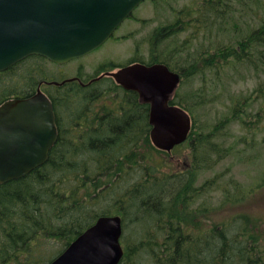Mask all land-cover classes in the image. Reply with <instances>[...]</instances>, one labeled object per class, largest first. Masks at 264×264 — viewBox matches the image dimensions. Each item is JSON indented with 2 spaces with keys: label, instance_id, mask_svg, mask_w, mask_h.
Wrapping results in <instances>:
<instances>
[{
  "label": "trees",
  "instance_id": "trees-1",
  "mask_svg": "<svg viewBox=\"0 0 264 264\" xmlns=\"http://www.w3.org/2000/svg\"><path fill=\"white\" fill-rule=\"evenodd\" d=\"M235 2L245 8L241 25L248 28L247 33L244 32L243 37L236 33V39L232 42L231 37L227 36L229 41L224 48L214 45V53L200 58L204 70L209 69L218 76L221 65H229L231 55L236 56V50L231 45L238 48V53L245 55L243 59L249 65L264 64V0H203L200 12L192 15V9L182 10L174 25L156 30L154 40L170 38L174 30L180 27L182 32H191L186 37L191 45L203 40L211 45L224 43L217 38L230 35V21L238 20ZM251 13L258 16V27L248 26L247 15ZM192 58H196L195 53H189L179 65L171 56L168 58L157 54L148 63H163L172 71L183 72V82L189 71L196 73L194 68H197L200 60ZM139 61L144 62L141 59L133 62ZM184 62H190L187 65L190 66L189 71L186 70L187 66L182 65ZM49 65L58 68L47 58L35 55L0 72V104L11 98L30 97L40 84L57 81H49ZM79 78L84 81L81 75ZM52 89H55V93L48 90L46 93L54 105L60 135L47 163L22 179L0 185V264L50 263L100 216L110 215L108 211H98L97 207L103 196L114 197V194L118 195L117 201L121 204L130 202L132 208L143 212L144 220L153 219L154 214L167 220V232L162 240L145 236L142 241L132 244L123 237L125 255L120 264H264V248L250 247L236 238L231 239L222 225L221 229L218 225L205 231L189 228L177 207L178 195L181 197L185 191L176 189L163 194L160 192L162 189H156L158 185L152 186V183L158 184V177L153 178L155 174L150 173L147 160L137 152L140 145L128 141L133 133L140 132L141 128L144 131L148 126L149 107L139 104L135 93H127L115 84L109 89L102 86L86 89L77 82ZM111 95L113 98L106 100ZM258 96L264 102L263 93ZM251 99L247 98V103ZM173 104L186 109L193 120L188 138L190 142L181 146L192 148V168L189 172L193 174L213 169L217 161L231 151L224 147L225 144L215 141L221 138L216 137L221 135L220 127L205 132L202 127L198 132L194 112L184 104L180 95H176ZM261 110L264 111V108ZM237 111L234 108L235 116ZM240 112L243 114L244 111ZM118 137L120 140L114 143L113 139ZM149 148L153 153L162 152L153 145ZM137 165L143 171H149V174L136 179L135 185L120 195V191L116 190L119 179L123 181L130 176L131 170L134 172V168H138ZM184 184L182 182L180 185ZM210 211L209 208L208 219L214 212L209 217ZM53 239L61 242L60 249L49 256L43 255L42 250ZM140 254H144V258Z\"/></svg>",
  "mask_w": 264,
  "mask_h": 264
},
{
  "label": "rangeland",
  "instance_id": "rangeland-1",
  "mask_svg": "<svg viewBox=\"0 0 264 264\" xmlns=\"http://www.w3.org/2000/svg\"><path fill=\"white\" fill-rule=\"evenodd\" d=\"M202 1H144L116 30L113 38L111 37L99 49L58 68L49 65L47 68L51 79L49 81L59 82L74 78L79 83L82 82L79 78L81 75V78L88 82L93 77L100 76L106 71H115L121 66L133 63L134 60L149 62L157 54L168 58L171 56L180 65V61L189 53L196 55V58L191 60H200L204 55L208 56L215 52L214 45L224 48L228 45L226 44L229 41L228 37H231L232 42L236 39V33L239 32L237 34L239 37H243L244 32L247 33L248 28L241 25L245 8L235 2L238 20L230 21V35L217 38L219 42L224 43L216 42L211 45L209 41L203 40L191 45V42L186 41V37L190 36L191 32H182L180 27L174 30L170 38L154 40L156 30L170 24L174 25L182 10L192 9L190 10L192 15L200 12ZM257 17L256 13L247 15L248 26L258 27L260 21ZM231 47L236 50V56L231 55L229 65H221L218 76L209 72V69L204 70L202 60L197 68H194L196 73L188 70L190 66L187 65L190 62H184L182 65L187 66L186 70L189 72L177 92L184 104L194 112L198 132H201L202 127L205 132L213 131L219 126L221 135L216 137L221 138H216L215 141L225 144L224 147L230 148L231 151L227 152L228 154L221 161L218 160L213 169L193 174L181 172L187 161L185 157L191 154L189 148L175 151L171 158L170 155H164L165 153L162 152L153 153L149 148L152 146L150 141L140 145L137 152L142 156H148L150 152L149 158L152 160L149 165L150 173L155 174L153 178L158 177V184L152 183L153 187L158 185L157 189H162L160 192L163 194L176 189L185 191L181 197L178 195L177 207L182 211L181 214L183 213L189 228L194 231H205L211 226L218 225L221 229L222 225L231 239L236 238L250 247L264 248V111L261 110L264 108V102L258 96L261 93L264 95V64L249 65L243 59L245 55L238 53L239 50L234 45ZM182 75L184 76L183 72ZM113 85L114 83H105L103 87L109 89ZM54 87L56 85L46 84L42 89L45 92L48 90L55 93V89H52ZM249 97L252 99L247 103ZM111 98L113 95L106 100ZM234 108L238 110L237 116L233 114ZM241 110L244 111L243 114ZM134 170V172L131 170L130 176L124 177L123 181L119 179L116 190L121 192L118 191L120 195L132 188L136 179L144 178L149 174V171L145 172L140 167ZM182 182L186 184L180 185ZM117 198L116 194L114 197L103 196L97 210L124 217L125 240L134 244L145 239V236L157 241L164 239L167 220L160 219L161 216L158 214H154V219L144 220L143 212L132 208L130 202L121 204ZM209 208L211 209L209 217L214 211L211 219L207 216ZM235 245L239 246V243L235 242ZM60 247L61 242L53 239L42 253L49 256L56 253ZM143 255L141 256L144 258Z\"/></svg>",
  "mask_w": 264,
  "mask_h": 264
},
{
  "label": "water",
  "instance_id": "water-1",
  "mask_svg": "<svg viewBox=\"0 0 264 264\" xmlns=\"http://www.w3.org/2000/svg\"><path fill=\"white\" fill-rule=\"evenodd\" d=\"M145 0H0V72L39 55L64 65L109 40ZM108 75L149 105L154 146L171 152L192 129V117L172 104L181 74L163 63H133ZM64 82H52L61 86ZM59 131L54 105L38 88L27 98L0 104V185L22 179L45 165ZM123 218L103 215L49 264H120Z\"/></svg>",
  "mask_w": 264,
  "mask_h": 264
},
{
  "label": "flooded vegetation",
  "instance_id": "flooded-vegetation-1",
  "mask_svg": "<svg viewBox=\"0 0 264 264\" xmlns=\"http://www.w3.org/2000/svg\"><path fill=\"white\" fill-rule=\"evenodd\" d=\"M130 64V63H129ZM149 64H152V63H149ZM128 65V64H127ZM126 66V65H124ZM122 67V66H121ZM120 68V67H119ZM113 71V70H112ZM108 71L104 72V74L102 73L100 76H97V77H93L91 78L88 82H85V81H82V82H79L78 84L82 85L83 87H86V89H92L94 87H103V85L105 83L107 84H112L114 83L115 85L118 86V84L115 82L114 78L111 77L110 75H108ZM105 79L108 81H105ZM76 82V81H75ZM127 93H135L137 95V101L139 104L141 105H144L143 103L140 102V99H139V95L136 93V92H132V91H126ZM106 115V114H104ZM148 115H149V112H148ZM57 116V115H56ZM58 124V123H57ZM147 127L144 128V131L143 129L141 128L140 132H137V133H134L131 137L130 140H128L131 144L133 145H144L146 144L147 142H150L151 141V125L149 124V120L147 122ZM58 130H59V126H58ZM59 135H60V130H59ZM137 136V137H136ZM140 136V138H139ZM120 138H115L113 139V142L116 143L117 141H119ZM137 142V143H136ZM187 142H190L189 140H187ZM186 144V143H185ZM182 145L180 146H177L174 148V150L171 152V153H165L164 155H170L171 158H173V153L179 149H182L181 148ZM189 149L192 150V148L188 147ZM142 155V154H140ZM146 160H147V167L149 165H151V158L150 157V153L148 154V156L144 155L143 156ZM187 160V161H186ZM185 166L182 168L181 172L182 173H189V170H191L192 168V160L190 159V154L188 155V157L186 156L185 157ZM151 167V166H149Z\"/></svg>",
  "mask_w": 264,
  "mask_h": 264
},
{
  "label": "bare ground",
  "instance_id": "bare-ground-1",
  "mask_svg": "<svg viewBox=\"0 0 264 264\" xmlns=\"http://www.w3.org/2000/svg\"><path fill=\"white\" fill-rule=\"evenodd\" d=\"M102 124V123H101ZM104 124V123H103ZM110 125V124H109ZM83 127V126H82ZM102 129V128H101ZM130 131V130H129ZM68 133V132H67ZM98 133V132H97ZM109 133V132H108ZM127 133V132H126ZM125 133V134H126ZM134 134V133H133ZM101 135V134H100ZM116 136V135H115ZM103 137V136H102ZM108 137V136H107ZM137 137V136H136ZM120 138V137H119ZM139 138H140V136H139ZM125 140V139H124ZM84 142V141H83ZM137 143V142H136ZM120 144H121V142H120ZM123 144V143H122ZM74 145V144H73ZM77 145V144H76ZM110 145V144H109ZM123 146V145H122ZM110 147V146H109ZM114 149V148H113ZM81 150V149H80ZM126 151V150H125ZM113 152V151H112ZM103 153V152H102ZM111 153V152H110ZM114 154V153H113ZM101 155V154H100ZM107 155V154H106ZM113 156V155H112ZM120 162V161H119ZM73 163V162H72ZM97 164V163H96ZM99 166V165H98ZM119 166V165H118ZM122 167V166H121ZM113 168V167H112ZM116 171V170H115ZM127 173V172H126ZM158 173V172H157ZM127 177V176H126ZM148 188V187H147ZM157 189V188H156ZM141 190V189H140ZM147 190V189H146ZM145 190V191H146ZM113 191V190H112ZM146 196V195H145ZM154 203V202H153ZM166 204V203H165ZM133 205V204H132ZM111 211V210H110ZM116 211V210H115ZM129 211V210H128ZM135 211V210H134ZM136 212V211H135ZM135 212H134V214H135ZM146 212V211H145ZM111 214V213H110ZM165 215H166V213H165ZM124 218V217H123ZM166 218V217H165ZM142 219V218H141ZM154 219V218H153ZM149 220V219H148ZM184 220V219H183ZM131 221V220H130ZM158 222V221H157ZM168 223V222H167ZM178 224V223H177ZM144 225V224H143ZM177 226V225H176ZM184 226V225H183ZM134 227H135V225H134ZM134 229V228H133ZM165 230V229H164ZM131 232V231H130ZM150 232V231H149ZM151 234V233H150ZM178 235V234H177ZM127 239V238H126ZM148 243V242H147ZM154 243V242H153ZM143 245V244H142ZM149 245V244H148ZM170 245V244H169ZM129 246V245H128ZM145 247V246H144ZM162 247V246H161ZM165 248V247H164ZM236 249V248H235ZM131 250V249H130ZM167 250V249H166ZM127 252V251H126ZM259 253V252H258ZM141 255V254H140ZM156 256V255H155ZM239 257V256H238ZM137 258V257H136ZM247 258V257H246ZM239 261H240V259H239Z\"/></svg>",
  "mask_w": 264,
  "mask_h": 264
}]
</instances>
